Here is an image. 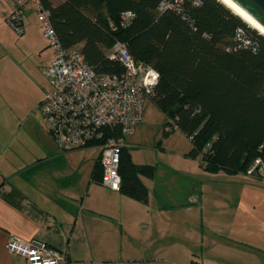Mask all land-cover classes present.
<instances>
[{"label":"crops","instance_id":"crops-1","mask_svg":"<svg viewBox=\"0 0 264 264\" xmlns=\"http://www.w3.org/2000/svg\"><path fill=\"white\" fill-rule=\"evenodd\" d=\"M15 8L0 0V264H29L8 252L11 236L65 251L72 264H264V232L247 202L263 179L201 173V158L161 143L132 153L154 167L140 175L143 203L95 180L98 147L60 149L39 109L54 53L33 5L21 34L6 22Z\"/></svg>","mask_w":264,"mask_h":264},{"label":"trees","instance_id":"trees-1","mask_svg":"<svg viewBox=\"0 0 264 264\" xmlns=\"http://www.w3.org/2000/svg\"><path fill=\"white\" fill-rule=\"evenodd\" d=\"M40 1L63 46L78 47L99 75L123 73L110 57L117 43L159 73L150 103L169 114L168 127L190 140L187 156L206 171L243 173L264 154V35L222 1ZM125 12L135 15L127 25ZM119 171V191L147 203L140 175L154 167L136 165L124 148Z\"/></svg>","mask_w":264,"mask_h":264},{"label":"built area","instance_id":"built-area-1","mask_svg":"<svg viewBox=\"0 0 264 264\" xmlns=\"http://www.w3.org/2000/svg\"><path fill=\"white\" fill-rule=\"evenodd\" d=\"M13 4L16 8L6 22L21 34L24 31L23 10L33 5L43 36L54 53L46 68L50 89L39 104L46 128L63 152L98 147L102 168L99 183L119 191L121 154L127 147L126 138L145 122L147 105L159 82V73L145 62L135 60L127 44L117 43L110 57L121 62L123 73L99 75L85 61L78 47L63 46L40 0H13ZM168 6L163 4L162 8ZM134 16L133 12L123 13V25L131 23ZM242 174L264 180V154L255 157ZM7 249L12 255L26 258L29 264H72L65 251L53 249L39 240L25 241L11 236Z\"/></svg>","mask_w":264,"mask_h":264},{"label":"rangeland","instance_id":"rangeland-1","mask_svg":"<svg viewBox=\"0 0 264 264\" xmlns=\"http://www.w3.org/2000/svg\"><path fill=\"white\" fill-rule=\"evenodd\" d=\"M55 3H59L61 0H54ZM48 66H46L47 68ZM45 68V73H46ZM41 81L44 82L46 86V91L49 89V81L45 74V76H41ZM44 92V95L46 93ZM168 121H170L169 114H165L159 111L152 103H148L147 105V112H146V119L145 122L139 125L135 133L129 135L126 141L131 143L129 148V153H135L136 150H146L147 147H157L160 146L161 143L163 145H167L171 148L180 149L183 151H189L191 149V142L190 140L180 131L177 129H170L168 127ZM137 145V147H134ZM142 155V153H141ZM194 164L198 167V162L194 161ZM198 170H200L198 168ZM203 172L204 174H228L224 171L220 172H206V171H199ZM206 172V173H205ZM224 172V173H223ZM197 173V174H201ZM240 174V173H239ZM254 189L251 190L253 192V197H249L247 202L249 204L254 205L256 209V214L258 216L257 221L261 225V228L264 232V182H257L256 186L253 187Z\"/></svg>","mask_w":264,"mask_h":264},{"label":"water","instance_id":"water-1","mask_svg":"<svg viewBox=\"0 0 264 264\" xmlns=\"http://www.w3.org/2000/svg\"><path fill=\"white\" fill-rule=\"evenodd\" d=\"M264 27V0H231Z\"/></svg>","mask_w":264,"mask_h":264},{"label":"bare ground","instance_id":"bare-ground-1","mask_svg":"<svg viewBox=\"0 0 264 264\" xmlns=\"http://www.w3.org/2000/svg\"><path fill=\"white\" fill-rule=\"evenodd\" d=\"M225 5H227L231 10H233L237 15L243 18L247 23H249L252 27L257 29L260 33L264 35V27L254 20L251 16L245 13L242 9H240L237 5H235L231 0H220Z\"/></svg>","mask_w":264,"mask_h":264}]
</instances>
